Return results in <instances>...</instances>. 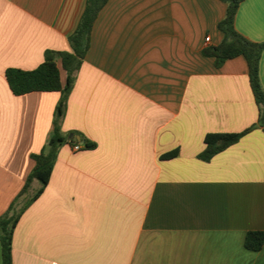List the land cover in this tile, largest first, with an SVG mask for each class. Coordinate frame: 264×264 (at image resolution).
<instances>
[{
	"label": "crops",
	"instance_id": "obj_1",
	"mask_svg": "<svg viewBox=\"0 0 264 264\" xmlns=\"http://www.w3.org/2000/svg\"><path fill=\"white\" fill-rule=\"evenodd\" d=\"M86 3L0 0V217L32 155L47 148L61 97L15 96L6 71L71 51ZM226 11L220 0L107 2L62 123L97 147L60 149L15 229L13 264H264V247H245L248 232L264 231V129L209 162L198 158L208 134L240 133L259 119L245 58L216 68L203 55L222 42ZM235 26L264 42V0H242ZM260 76L264 89V51Z\"/></svg>",
	"mask_w": 264,
	"mask_h": 264
},
{
	"label": "trees",
	"instance_id": "obj_2",
	"mask_svg": "<svg viewBox=\"0 0 264 264\" xmlns=\"http://www.w3.org/2000/svg\"><path fill=\"white\" fill-rule=\"evenodd\" d=\"M109 0H87L84 13L74 33L69 37L71 51L58 52L48 50L45 60L33 70L8 69L6 79L15 96H23L33 92H59L60 100L54 113V132L47 148L41 153L32 155L35 166L27 178L21 192L11 203L8 210L0 217V244L2 263L13 264V236L15 229L25 211L34 203L47 187L58 159L60 149L66 145H80L82 149H95V143L82 133L72 131L64 133L62 123L66 115L69 96L74 88L77 74L91 46L94 24L103 7ZM227 4L225 17L218 28L223 33L222 42L216 47L203 50L205 57L213 58L216 68L237 57H244L248 69L250 85L259 109L257 124L240 133H212L205 137L206 149L198 156L209 162L219 153L237 144L244 136L257 128L264 129V89L261 83L260 63L264 51V42H254L239 33L236 29V18L242 0H220ZM66 74L63 83L62 73ZM71 136V137H70ZM79 136L81 141L75 140ZM178 151L164 158L172 159ZM37 182L39 188L31 191ZM245 247L251 251H261L264 247V231H251L246 234Z\"/></svg>",
	"mask_w": 264,
	"mask_h": 264
},
{
	"label": "built area",
	"instance_id": "obj_3",
	"mask_svg": "<svg viewBox=\"0 0 264 264\" xmlns=\"http://www.w3.org/2000/svg\"><path fill=\"white\" fill-rule=\"evenodd\" d=\"M207 41H210V39L207 38ZM81 149H82V148H81L80 145H75V146H74V150H75V151H78V150H81Z\"/></svg>",
	"mask_w": 264,
	"mask_h": 264
},
{
	"label": "water",
	"instance_id": "obj_4",
	"mask_svg": "<svg viewBox=\"0 0 264 264\" xmlns=\"http://www.w3.org/2000/svg\"><path fill=\"white\" fill-rule=\"evenodd\" d=\"M75 140L81 141V138L79 136L75 137Z\"/></svg>",
	"mask_w": 264,
	"mask_h": 264
}]
</instances>
